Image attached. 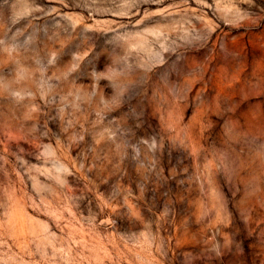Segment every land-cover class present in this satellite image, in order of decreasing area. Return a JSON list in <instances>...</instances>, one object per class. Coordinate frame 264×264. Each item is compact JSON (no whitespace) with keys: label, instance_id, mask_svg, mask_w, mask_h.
Returning <instances> with one entry per match:
<instances>
[{"label":"rangeland","instance_id":"1","mask_svg":"<svg viewBox=\"0 0 264 264\" xmlns=\"http://www.w3.org/2000/svg\"><path fill=\"white\" fill-rule=\"evenodd\" d=\"M0 264H264V0H0Z\"/></svg>","mask_w":264,"mask_h":264}]
</instances>
